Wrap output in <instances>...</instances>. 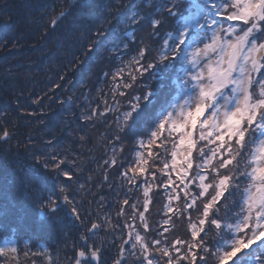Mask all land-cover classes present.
<instances>
[{
    "label": "trees",
    "instance_id": "1",
    "mask_svg": "<svg viewBox=\"0 0 264 264\" xmlns=\"http://www.w3.org/2000/svg\"><path fill=\"white\" fill-rule=\"evenodd\" d=\"M210 2L199 0L200 11L193 19H203V24L197 29L186 19L190 0H181L175 15L167 12L168 0H0V109L7 110L9 123L5 127L12 133L7 142L0 141V247H5L0 264H69L73 240L65 239L54 219L41 217L40 205L33 195L54 182L67 183L68 193H74L76 202L87 210L83 224L88 229L91 223L101 226L95 237L104 242L100 247L116 245L110 249L111 255L116 256L121 239H127L130 231H139L147 241H163L159 247L169 248L173 264H181V256L182 264H198L191 261L199 253L194 244L199 236L193 238L192 232L208 229L207 222L200 225L202 209L215 194L218 183V177L212 178L217 175L212 167L217 160L203 166L201 149L207 152L214 145L200 139L202 129L197 124L191 132L195 143L191 150L193 167L187 169L184 162L181 166L191 177L186 195L177 177L179 171L172 169V152L177 149L181 132L173 130L169 121L161 130L159 123L170 105L191 89L195 71L187 49L199 34L211 43L213 29L205 25L220 24V40L230 24L235 27L236 36L242 35L240 22L214 16ZM232 10L229 8V12ZM156 18L162 23L153 35L151 24ZM189 27L179 55L162 62L163 43L174 46ZM138 48L145 51L141 63L136 59ZM148 63L155 66L141 72L140 67ZM224 92L231 98L235 96L230 89ZM133 105L140 106L139 115L129 124L142 135L138 138L125 136L128 123L118 119L133 111ZM208 130L203 129L205 134ZM154 131L159 132V137L149 147ZM117 134L123 137L119 142ZM139 140L144 141L143 146ZM257 146L258 143L252 146L253 153ZM41 153L57 154L71 172V179L53 174L56 165L42 168L45 156ZM112 159L117 166L105 164ZM140 159L146 162L147 171L144 177L137 175V179L149 181V207L147 211L143 209L142 190L135 193V200L131 195L128 199L129 205L137 204L136 213H144L147 230L139 215L133 219V209L123 204L128 184L119 175L118 167H135ZM250 159L249 156L243 163ZM198 171L210 185L203 197L198 195ZM169 177L175 182V191L166 193L163 184ZM121 184L123 187L114 194ZM247 189L248 185L243 184L232 200L243 204ZM192 197L196 204L188 209L185 200L191 202ZM222 205L220 202L213 209L218 207L221 217L226 212ZM67 211L62 209L61 215ZM128 224L133 227L129 229ZM221 224L224 225L223 220ZM84 231L82 227L81 233ZM224 231L220 237L213 225L204 240L209 246L217 241L218 247L226 250L231 233L227 228ZM158 232L163 234L157 236ZM176 241L181 244L177 246ZM13 245L18 249L16 253L10 250ZM43 245H50L52 252H45ZM150 251H156L155 247ZM48 253H52V259ZM257 255L264 256V241L245 249L232 264H256ZM161 259L163 264L164 258ZM209 264H215L214 258Z\"/></svg>",
    "mask_w": 264,
    "mask_h": 264
},
{
    "label": "snow or ice",
    "instance_id": "2",
    "mask_svg": "<svg viewBox=\"0 0 264 264\" xmlns=\"http://www.w3.org/2000/svg\"><path fill=\"white\" fill-rule=\"evenodd\" d=\"M169 5L167 12L169 15H175L178 8L177 5L181 0H168ZM199 0H190L187 20L199 14ZM209 8L214 10L215 16H222L229 22H240V32L242 35H237L234 40H228L221 44L220 37L218 36L215 25H205L212 32V43L203 42V49H197V52H202L207 55L209 50L219 55L216 61V67H208V82L205 83L203 72L194 73L192 80L195 81L199 96L195 104L194 110L185 106L181 108L179 121H171L172 129L180 131L181 129L191 126L195 128L198 120L201 125L200 139L206 141L207 144L214 145L207 152L201 149V158L204 159V165H211L213 159L217 160L215 165L217 175L213 176V180L218 177V183L215 185V194L211 196L209 202L204 203L202 214L203 219L200 220V225L203 226L206 222L208 229L203 227L200 232L195 229L192 232L193 238L199 236V239L194 240V244L199 248V253L191 257L192 262L198 264H209V260L214 258L215 264H232V262L242 253L245 249L251 248L253 244H259L264 241V0H211ZM229 8L233 9L229 12ZM219 22V21H218ZM55 23V22H53ZM162 21L154 19L151 26L154 29L153 35L159 30ZM225 31L231 36L235 32V27L230 24L229 28ZM187 33H183L181 38L174 46H169L168 42L163 43L165 51L160 55L161 61L174 59L182 51V46L186 39ZM134 43L135 41H131ZM125 51L128 50V44L124 46ZM137 62L141 63L145 58V51L137 49ZM194 56L196 53L193 54ZM198 60L193 59L192 64L195 68ZM155 65L148 63L140 67L143 72L146 69H151ZM119 71V69L117 70ZM230 89V94H235L234 106L229 109L225 105L217 104V97L222 95L226 90ZM239 94V95H237ZM148 97L150 93L146 94ZM36 103V101H33ZM224 107L222 120H218L217 116L220 108ZM139 105H133V111L123 113V119L128 123L125 136L130 138H138L139 135L133 129L129 122L136 119L139 115ZM211 112L209 116L205 114ZM173 113L166 116L159 123V129L163 130L165 123L171 120ZM204 117L203 119H200ZM9 123V118L6 109H0V141L7 142L12 133L5 127ZM204 128L209 129L206 134ZM159 132H152L151 139L148 141L149 147L158 139ZM191 132H186L181 135L179 144L187 147L184 150V163L187 164V169H192V148L195 143L191 141ZM123 137L117 134V142ZM258 146L255 148L254 153L251 151L253 145ZM139 144L143 146L144 141L139 140ZM235 145V147H233ZM114 147V146H113ZM210 153V154H209ZM151 154V153H149ZM177 151L172 152V169L177 168ZM45 156L41 162V167L45 170L48 169L50 164L56 165L53 174H60L64 177L71 179V172L67 169L65 162L60 160L57 154L53 153ZM247 164L243 162L248 160ZM36 158V153H33ZM39 162V161H38ZM145 161L140 159L136 162L135 167H128L125 170L124 165H119L121 169L119 175L123 177L128 187L124 189L123 200L124 205H129L128 197L131 195L135 200V193L138 191L143 192L144 201L143 209L147 211L149 207V181L147 179H137V175L144 177L146 175ZM106 165L117 166L115 159L106 160ZM165 169L168 165H164ZM187 169L181 167L177 173L179 181L184 185V192L188 193V182L191 177L188 176ZM223 169V173L219 170ZM250 169V170H248ZM129 172L132 174L129 175ZM154 175V174H153ZM211 175V172L209 173ZM199 179L198 195L203 197L208 192L210 185L205 183V175L199 171L196 173ZM248 185L247 199L243 204L239 200H232L240 193L241 186ZM123 187V184L117 185L115 191ZM196 186L193 185V188ZM163 190L167 192L175 191V182L168 178L167 183L163 184ZM34 198L39 203L41 217L48 216L50 219L55 220L60 233L64 234L65 239L73 240V255L69 264H108L109 260L113 264H173L174 257L170 255L169 248H160L163 243L158 238H153L147 241L145 236H142L139 231L128 233L127 239H121L120 245L117 248L116 256L110 254V247H115L112 244L110 247L101 248L100 244L95 237L101 230V226L96 223H91V228L88 229L87 225L83 224L87 210L82 204L76 202L75 194L68 193V185L56 184L55 182L51 187H43L39 192H34ZM176 199H181L176 196ZM223 202L222 206H226V212L221 217L217 207L213 211L214 206ZM196 204L195 197L185 200V205L188 209H192ZM133 209V219L139 215V219L143 224L145 230L149 228L143 212L136 213L135 209L137 204L133 202L129 205ZM62 209H67L66 215H61ZM46 210V211H45ZM170 210V206H169ZM224 221L222 226L221 221ZM228 221H234L229 223ZM167 223V221H165ZM219 230L220 237L225 233L224 229L227 228L231 233L230 245L225 249L218 247L216 243L209 246L208 242L204 240L208 230H212V226ZM85 231L81 233V228ZM123 225L120 226L121 234H123ZM127 227L131 229L133 226L128 224ZM163 233H157V236ZM115 236V233H113ZM177 246L181 244L176 241ZM155 247L156 251H150ZM11 252L18 251L15 245L11 246ZM179 247L177 253L179 254ZM157 252L159 254H157ZM5 253V247H0V254ZM105 254H108L105 257ZM119 257V258H117ZM199 257V259H198ZM181 264L183 257H180ZM256 264H264V256L257 255L255 257Z\"/></svg>",
    "mask_w": 264,
    "mask_h": 264
},
{
    "label": "rangeland",
    "instance_id": "3",
    "mask_svg": "<svg viewBox=\"0 0 264 264\" xmlns=\"http://www.w3.org/2000/svg\"><path fill=\"white\" fill-rule=\"evenodd\" d=\"M193 18L191 19V24H193L191 27L199 29V26L201 24H203V22H202L203 19H200L199 22H197V20H194ZM215 27H216L215 30H216L217 34L219 35L221 32L220 24H217ZM189 30H190V27L187 29L186 33H188ZM223 37L224 38H222L220 40L221 44L227 42L228 40H234L236 38V35H235V32L231 36H229L227 33ZM180 38H181V36L179 37V39ZM203 42L210 44V42H208V39L204 38L202 35H200V34L196 35L194 37V44L189 43V47L187 49V51H188L187 56H188V59L190 60L191 64H192L193 59L198 60L196 67L194 68L193 64H192L191 69L193 71H195V73L203 72L205 83H207L208 82V67L212 66L215 68L217 66L216 61L219 59V55H218V52L213 53L211 50H209L207 55H204L202 52H197V49H203V46H204ZM211 43H212V41H211ZM194 53H196L195 56L193 55ZM192 82H193V84L191 86V89L188 90L187 92H185L187 94H182L181 97L178 98L177 101H175L172 105H170L167 112L164 114L166 117L169 114L173 113L171 120L169 122L179 121L182 119V117L180 116V111H181V108L184 106H185V109H184L185 111L187 110V108H192L194 110L195 104L198 100L199 91H198V87H197L195 81L192 80ZM237 95H239V94H237ZM234 103H235V96L233 98H231L229 95L226 94V92H223L222 95L217 97V104H219L221 106L225 105L229 109H231L234 106ZM224 110H225L224 107L220 108V112L217 116L218 120H222V114H223ZM210 114H211V112L209 111L205 115L209 116ZM203 118L204 117H201L200 119H203ZM197 124L200 126L199 120H198ZM192 131H193V127H191V126H187V127L180 130L181 135H183L186 132H192ZM190 139L192 141V136L190 137ZM186 147H187V141H186L185 145H180L178 142L177 149L175 150L179 153L177 158H176L177 159V168L176 169L178 171H180L181 166L183 165L182 164L184 162L183 153H184V150L186 149ZM42 248H44L43 250H45V252L46 251L52 252V250H50V245H49V248L46 247L45 245H43ZM110 249L113 250L114 248L112 247ZM50 254H52V253H50ZM50 254L48 253L47 257L52 259ZM105 255H108V254H105ZM39 260L40 259H38V261ZM38 264H40V262Z\"/></svg>",
    "mask_w": 264,
    "mask_h": 264
}]
</instances>
